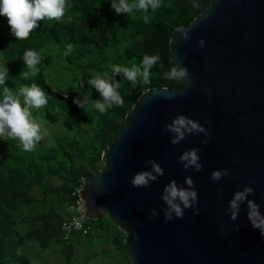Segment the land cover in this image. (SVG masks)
<instances>
[{
    "label": "water",
    "instance_id": "1",
    "mask_svg": "<svg viewBox=\"0 0 264 264\" xmlns=\"http://www.w3.org/2000/svg\"><path fill=\"white\" fill-rule=\"evenodd\" d=\"M179 29L189 33L180 40ZM203 37L201 47L198 40ZM169 51L187 67L181 88L150 87L125 115L119 134L101 154L102 167L85 176L80 195L89 219L105 214L124 232L129 264H264V238L242 203L236 220L225 211L234 190L249 183L264 213V0H211L186 26L176 27ZM182 114L209 133L169 142L164 124ZM199 147L200 171L183 169L181 152ZM157 161L164 170L149 187H133L132 174ZM227 168L217 182L213 169ZM190 176L199 214L184 209L166 221L161 191ZM156 209L149 219L150 209Z\"/></svg>",
    "mask_w": 264,
    "mask_h": 264
},
{
    "label": "trees",
    "instance_id": "2",
    "mask_svg": "<svg viewBox=\"0 0 264 264\" xmlns=\"http://www.w3.org/2000/svg\"><path fill=\"white\" fill-rule=\"evenodd\" d=\"M210 1L198 0L200 7L193 8L191 0H162L156 12L134 10L126 16L114 13L108 0H69L70 7L65 15L72 17L70 23L40 21L38 28L22 40H15L6 19L0 17V64L5 63L9 69L8 86L15 91L21 85L35 82L44 89L48 104L43 109L33 110V116L52 126L58 121L65 132H48L45 140L38 142L32 151H24L16 140L5 141L7 149L0 153V264H26L21 246L31 237L40 240V246L54 236L61 240L60 222L65 215L49 209L45 214L32 215L29 219L23 215L22 207L28 209L44 201L46 196L57 194L65 197L67 206L83 178L99 170L102 151L121 131L124 117L137 97L150 87L176 89L184 86V81L168 80L163 75L169 67L176 65L169 51L170 36L176 27L188 25ZM144 15H148V22L144 21ZM69 43L73 46L72 51L64 56ZM26 48L60 51L64 68L73 73L71 81H54L53 85L59 90L53 91L45 75V57L41 59L36 77L22 79L19 72L23 63L19 56ZM156 53L160 55V62L151 69L147 84L133 86L120 75L115 77L120 81L122 106L113 107L104 114L92 107V98H99L98 92L87 83L93 74H109L112 64L139 65L144 54ZM78 83L79 87L74 85ZM76 97H87L88 103L80 108L73 103ZM49 177H55L60 183L52 185ZM33 190L39 197L32 194ZM89 223L91 229L87 234H74L64 242L68 255L73 236L104 237L103 215L89 219ZM21 228H27L24 234L19 233ZM123 238L115 235L113 244L122 246Z\"/></svg>",
    "mask_w": 264,
    "mask_h": 264
},
{
    "label": "clouds",
    "instance_id": "3",
    "mask_svg": "<svg viewBox=\"0 0 264 264\" xmlns=\"http://www.w3.org/2000/svg\"><path fill=\"white\" fill-rule=\"evenodd\" d=\"M109 7L116 14L133 13L134 10L144 13L156 12L162 5V0H108ZM193 8H199L198 0H191ZM70 7L69 0H0V17L6 19L10 34L15 40L27 38L30 33L36 30L39 22L43 20H55L62 23H70L71 16L65 13ZM148 22V15L143 17ZM180 40L186 41L189 33L184 29H179ZM205 43L204 38L198 40L199 46ZM72 44H68L63 52L68 56L72 51ZM43 50L26 48L19 56L23 63V69L19 72L22 79L28 80L30 77H36L40 72V64ZM160 62V55L144 54L139 65L133 64L131 67H124L120 64H112L110 73L101 75L95 73L88 79L87 83L91 89L96 90L99 98H92V107L99 113L104 114L113 107H120L124 100L119 91L120 81L115 77L121 76V79L135 86L139 83L147 84L149 81L151 69ZM164 77L168 80L182 82L188 75L187 67L184 65H172L164 72ZM11 79L9 69L6 64H0V141L16 140L22 146L24 151H32L35 146L47 135L46 131L33 116V110L43 109L48 104V96L44 89L35 82L21 85L17 90L8 86L7 81ZM78 107L83 108L88 103V98L84 97L73 99ZM163 131L170 133L169 142L173 145L178 144L185 139L188 134L197 132L203 133L205 139L203 144L208 143V130L199 122L182 114H178L166 122ZM199 147H193L181 152L176 159L181 162L183 169H193L200 171ZM146 163L149 168L140 169L132 174L130 183L133 187H149L150 183L156 181L163 175L164 170L154 159L149 158ZM229 175V169H213L210 173V179L217 182ZM254 192V188L249 183L243 184L239 189L234 190L231 198L227 202L225 211L231 220H236L240 212L242 203L247 207V219L250 225L259 231L260 237L264 238V213L260 211V206L249 199ZM161 199L165 207L162 209L166 221H171L173 217L181 218L184 209L192 208L194 214H199L197 205V190L190 176L184 177V183L178 184L175 179H171L165 184L161 191ZM156 209H150L149 219L155 217Z\"/></svg>",
    "mask_w": 264,
    "mask_h": 264
},
{
    "label": "rangeland",
    "instance_id": "4",
    "mask_svg": "<svg viewBox=\"0 0 264 264\" xmlns=\"http://www.w3.org/2000/svg\"><path fill=\"white\" fill-rule=\"evenodd\" d=\"M47 59L45 75L47 80L50 82V87L53 91H58L59 88L53 85L54 81L70 82L73 73H69L64 68V61L61 57L60 51H43ZM79 87L80 84H74ZM38 123L42 125L46 133L56 130L62 134L65 132L61 127V123L56 121L55 126L46 124L43 120L35 118ZM46 135L42 138L45 140ZM5 141H0V153L6 151ZM102 164L98 165L101 169ZM52 185H57L60 180L55 177L47 178ZM32 194L39 197L36 190L32 191ZM49 209L55 210V212L65 215L67 206L66 199L63 195H48L44 201H40L37 204L31 205L30 208L22 207V213L24 216H28L29 219L32 215H43ZM105 223V229L103 230V238H94L91 236H73L69 246L70 253L68 250H64V243L58 240L56 236L47 239L43 246H40L39 241L34 237L27 239L23 242L21 248L25 256L26 264H101L104 262H120L121 264H127V259L124 252V246H115L112 238L115 235L124 236L125 233L120 231L112 222L109 217L102 214ZM27 217V218H28ZM27 228H21L20 234H24Z\"/></svg>",
    "mask_w": 264,
    "mask_h": 264
},
{
    "label": "built area",
    "instance_id": "5",
    "mask_svg": "<svg viewBox=\"0 0 264 264\" xmlns=\"http://www.w3.org/2000/svg\"><path fill=\"white\" fill-rule=\"evenodd\" d=\"M80 187L72 193V198L67 204L66 214L60 222V238L63 242H68L74 234L85 235L91 229L80 195Z\"/></svg>",
    "mask_w": 264,
    "mask_h": 264
}]
</instances>
